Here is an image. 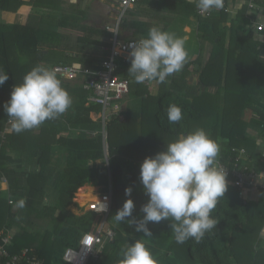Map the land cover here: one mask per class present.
I'll return each mask as SVG.
<instances>
[{"label":"trees","instance_id":"obj_1","mask_svg":"<svg viewBox=\"0 0 264 264\" xmlns=\"http://www.w3.org/2000/svg\"><path fill=\"white\" fill-rule=\"evenodd\" d=\"M180 4L186 19L190 16L196 19L193 31H196L198 39L212 43L206 63L199 68V85L193 89L190 87L188 93L178 94L171 91V88L178 86L172 77L166 91L156 96L136 87L134 93L140 92L142 97L139 121L132 112L125 113L121 121L118 114H112L105 121V140L102 134H86L87 130L94 131L97 126H101V120H92L90 113L100 112L102 108L93 104L86 106V92L82 88H71L57 73L68 94L73 93L78 98L73 104L75 120L70 124L83 131L75 136L63 135L60 115L45 121L38 128L21 133L10 129L4 138L1 136L8 118L3 106L9 100L14 85L20 84L24 75L44 59L38 46L41 43H53L54 40L41 28L33 29V16L25 24L1 20L0 70L7 72L9 79L0 86V179L5 177L3 181L7 182L9 194L3 193L0 180V232L12 233L10 251L16 252L27 247L44 264H64L62 256L65 249L77 247L82 235L98 227L104 218V214L87 211L76 215L68 209L74 203L77 189L83 185L100 186L101 191H106L109 184L112 189L119 183L116 210L129 198L125 195V189L131 187L135 208L128 219H141L144 215L141 206L147 203L148 196L140 182L138 166L145 157L165 150L166 144L179 137L180 133L188 134L201 129L209 121L219 123L217 134L210 135L212 140L217 143L218 136L228 139V147L220 153L219 159L226 161L233 155L232 148H243L248 155L246 164L252 166L249 160L256 156L257 138L246 133V128L254 127L259 132L257 137L264 139V51L260 49L264 50V43L253 38L244 8L230 19L228 26L221 27L229 19L226 5L222 9H213L208 17H201L195 11L196 4L187 0H180ZM22 5L33 6V0H0V9L9 14ZM129 9L122 16L119 28L142 30L145 33L143 36H147L144 23L129 20L125 16L133 15ZM259 33L264 35V30ZM195 62L198 61L188 60L185 63L182 79L188 74L191 63ZM127 70L123 77L129 79L130 88L131 85H138L130 79ZM208 87H215L214 92H208ZM170 105L181 108V121L174 124L168 122L167 109ZM136 122L139 123L137 132L131 134ZM151 124L155 129L153 132L146 129ZM124 133L138 135L129 141V145H136L138 151L147 149L151 152H126V145H119ZM105 142L108 148L107 161ZM7 149L17 152L18 156L13 161L19 170L5 166ZM97 159L102 163L96 164L99 162ZM29 165L31 169H27ZM227 185L224 197L220 198L211 213L219 222L199 243L189 239L178 244L168 220L147 225L152 237H146L149 242H143L157 264H264V250L257 246L259 232L264 225V192H260L257 201L243 203L238 190L228 182ZM49 186L57 194L53 227L43 233L13 232L12 224L22 208L17 206L19 201L22 200L23 207L27 209L42 212L48 209L42 201L47 197ZM118 225V230L112 226L115 232L113 238L95 257L94 254L90 256L86 264H120L123 259L120 244L126 239L125 235L128 236L126 233L144 235L143 232L135 231L134 225L130 226L128 221ZM224 236L226 243L220 246V239ZM217 248L226 250L227 261L222 260ZM55 255H60L57 258L60 263L54 262Z\"/></svg>","mask_w":264,"mask_h":264},{"label":"clouds","instance_id":"obj_2","mask_svg":"<svg viewBox=\"0 0 264 264\" xmlns=\"http://www.w3.org/2000/svg\"><path fill=\"white\" fill-rule=\"evenodd\" d=\"M201 15L213 9H222L224 0H196ZM129 76L138 84L156 81L165 83L167 78L180 72L188 59L185 40L158 27L149 29L147 36L129 44ZM9 79L0 70V86ZM72 104L56 72L43 64L28 71L20 84H15L4 111L11 130L21 133L40 127L45 121L64 114ZM183 118L176 105L167 109L170 124ZM219 146L203 129L181 135L166 144L163 151L144 158L140 165L139 179L148 196L141 206L143 217H132L135 204L131 187L125 189V200L113 216L117 223L128 221L144 237H152L147 225L170 221V228L178 244L189 239L199 243L211 233L218 220L211 213L227 190V172L219 164ZM21 200L18 207H23ZM107 205L102 204L101 211ZM120 264H157L150 249L141 239L122 249Z\"/></svg>","mask_w":264,"mask_h":264},{"label":"crops","instance_id":"obj_3","mask_svg":"<svg viewBox=\"0 0 264 264\" xmlns=\"http://www.w3.org/2000/svg\"><path fill=\"white\" fill-rule=\"evenodd\" d=\"M138 1L130 8L133 12V15L126 14L125 16H127L129 20H136L144 23L146 25V28L144 29H146L147 33L150 28L155 27L157 24L162 22L163 24L158 28L174 33L177 37L185 40V46L188 53L187 61L197 60L199 63H191L188 69L189 72L184 79H182L181 76L182 70L168 77L165 86L164 83H158L156 81H152L151 84L149 82L148 86L143 84L133 86L131 85L128 94L120 100L119 108L115 111L107 112L108 117L106 119L110 118L112 114H118L119 120L121 121L123 120L125 113L132 112L133 117L137 118V121H139L142 97L140 92L134 93L136 87H141L142 90L145 89V92H148L152 96H156L157 94H163L166 91V88L170 83V79L173 77L176 79L178 86L171 88L172 92L178 94L190 92L191 88L193 89V87H197L199 85V68L206 63L212 48V43L198 39L196 31H193L196 27V19L193 16L188 17V19L183 22V24L179 23V26H175L171 16H167L169 14L172 15V17L182 15V6L180 4V0ZM187 1L196 4V0ZM226 1V8L228 9L227 15L229 19L225 23H222L221 27L228 26L230 24V19L235 17L240 9L244 8L246 14L248 8L245 5L244 0ZM263 5L264 4L259 5L255 9L250 10L251 15L254 16L256 21L264 20V8L261 9ZM117 13V9L110 3L109 0H33V6L22 5L12 14L0 9V22L4 19L13 23L25 24L29 21V19H31L30 16H33V29L35 30L37 28H41L42 30L46 31V33H48L49 37L54 38L53 43H41L38 46L40 52L44 54V59L39 61V63L36 65L43 64L52 68L54 65L63 64L75 67L93 68L99 65L107 55L105 48L109 45V37L111 36V31L109 28L115 25ZM246 16L249 18L247 14ZM166 17L168 19L167 21H164L163 18L166 20ZM151 23H154V26L151 25ZM130 29L133 31L132 34H129V31L127 32L128 29L122 31L121 28H119V39L126 40L145 37L143 36L145 33H143L142 30L138 31L132 28ZM124 32H126V34H123ZM261 36H263L262 40L255 38L253 34V38L255 40L264 43V35ZM195 46L198 47L196 51L193 49ZM119 65L120 68L117 74L123 76L125 70L128 69L129 64L119 63ZM129 77L133 80L131 76ZM214 90L215 87L207 88V91L210 93H213ZM97 113L91 112L90 118L94 121L98 119L101 120ZM248 116L250 117L251 115ZM6 121L7 120H5V122ZM138 124V122L135 123V128L131 134L137 132ZM104 125L102 124V129L104 133L103 139L105 140L106 136L104 132ZM218 126V122L216 123L209 121L208 123H205L201 129H203L210 136L217 134ZM146 129L151 132L155 131L152 124L146 126ZM61 133L68 136L71 134L66 131V129H63ZM246 133L257 138V149L255 152L256 156L252 157L249 161L252 163V166L250 167L260 173V177L258 178V181L260 182L264 177V139L262 137H257L259 132L254 127H247ZM78 134H74L72 136ZM181 135H186V133H180L179 136ZM137 136H130L124 133L121 137V140L119 141V145L123 147L125 144L126 152H151V150L147 149L138 151L136 145H129V143H131L129 141L135 139ZM216 140L219 146L220 155V153L228 147V139L226 137L218 136ZM128 145L132 149H130ZM245 153L248 160L247 152ZM17 156V152H13L10 149L6 150L4 164L8 169L16 168L19 170L17 167H15V162L13 161V159L17 158ZM97 160L99 163L101 162L99 159ZM97 160L94 162L96 163ZM139 166L137 169L138 175L140 173ZM27 169H31V166L29 165ZM3 179H5L4 176L0 179L3 186V193H6L7 195L9 194L6 190L7 182L3 181ZM87 187L89 186L83 185L79 187L77 189L79 192H77L75 195H79L80 189L86 190ZM236 190L238 189L236 188ZM260 192L261 191H259L258 187H245L241 191L238 190L239 196L242 198L243 203L257 201L260 198ZM76 201L77 198L74 197V203L68 207V209L74 214L77 212V210H82L77 208ZM106 219H108V217H106ZM110 224H113V222L110 221ZM126 234L133 240L141 239L145 242H149L146 240L144 235L137 236L128 233ZM258 238L257 246L259 249L264 250V225L260 229ZM225 239L226 237L224 236V242L226 243ZM151 243H154V241ZM217 249L220 251L222 260L227 261L226 250L224 251L222 248ZM196 258H198V256H196Z\"/></svg>","mask_w":264,"mask_h":264},{"label":"built area","instance_id":"obj_4","mask_svg":"<svg viewBox=\"0 0 264 264\" xmlns=\"http://www.w3.org/2000/svg\"><path fill=\"white\" fill-rule=\"evenodd\" d=\"M115 6L118 13L116 16L115 25L111 26V36L109 37V45L105 48L107 52L105 58L101 63L93 68L89 67H75L63 64H57L52 69L62 78H77L81 81V88L86 92V103L98 105L102 109L97 113L104 125L105 116L109 111H115L119 108L120 100L126 96L130 90L129 79L117 74L120 65L119 63H128L129 59V44L137 41V39H119L118 29L119 22L125 11L131 8L138 0H109ZM247 8V15L249 16V26L254 28L257 32L264 30V20L256 21L251 15L250 10L257 6L264 4V0H244ZM226 1L224 0V6ZM225 11H228L225 8ZM197 15L201 17H208L212 14V10L201 15L199 9L196 7ZM251 17V18H250ZM253 18V19H252ZM149 82L143 83L148 86ZM10 127L9 118L1 136L4 138ZM233 155L226 161L219 160V164L226 169L227 182L241 191L245 187H258L259 191L264 192V177L262 181H258L260 173L249 167L246 164L247 157L243 148H232ZM77 193V192H76ZM75 193V194H76ZM85 193L83 197L80 194L75 196L77 198V208L85 209L84 212L90 211L96 214H104V218L100 225L94 230L84 233L79 240L77 247H67L63 253L62 259L64 264H86L94 251L104 242V240H111L115 234L113 228L107 226V215L109 214L112 205V189L109 184L106 191H98L94 198L86 199ZM102 204L107 205L106 211H101ZM12 233L10 231L0 232V264H44L34 252L29 248L24 247L19 251H10L12 245Z\"/></svg>","mask_w":264,"mask_h":264},{"label":"rangeland","instance_id":"obj_5","mask_svg":"<svg viewBox=\"0 0 264 264\" xmlns=\"http://www.w3.org/2000/svg\"><path fill=\"white\" fill-rule=\"evenodd\" d=\"M264 8V5L261 7V9ZM167 16H171L172 18V21H173V24L175 26H179V23L180 24H183V22H185L187 19L183 16V15H179V16H176V17H172V15H167ZM167 17H166V20L163 18L164 21H167ZM154 23H151V25H153ZM157 24V23H156ZM163 23L160 22V24H157L155 27H160ZM154 26V25H153ZM249 29L251 30L252 34H254L255 38H259V39H263V34L257 32L254 28L250 27L249 26ZM124 31V30H122ZM129 31V34H132V30L130 28H128L127 32ZM123 34H126V32H124ZM126 36V35H125ZM198 47H194L193 49L196 51ZM261 51H263V48H260ZM64 82L66 84H68L71 88H75V89H78L80 90L81 88V81L80 79H77V78H69V79H66V78H63ZM151 84V82H150ZM70 97H71V100H72V104L71 106L69 107V109L61 115V119H60V122H61V126L66 129V131H68L69 133L71 134H78V130H79V133L83 130L81 129H78L76 130L77 128L73 127L70 123L73 122L75 120V117L73 116L74 115V109H73V104L77 102V97L76 95H74L73 93L70 94ZM80 116V113L77 114V117ZM108 117V113L107 115L105 116V119ZM8 120V118H7ZM97 122V121H96ZM7 123V121L5 122V124ZM11 129V126L9 127V130ZM9 132V131H8ZM86 134L88 136H96L98 134H102L103 137H104V133H103V129H102V124L101 126H97L94 131H86ZM105 146V155L106 157H108V148H107V143L105 142L104 144ZM59 153L56 154V156H58ZM102 163V161L100 162ZM99 162L96 163V164H100ZM89 165L92 164L91 161L88 162ZM141 165V164H140ZM140 167V166H139ZM89 187L86 188V190L80 192L81 194L84 192L86 193L84 196L86 199H90V198H94L96 193L98 191H100V186H91V185H88ZM112 190H113V202H112V208L111 210L109 211V214H108V219H107V226H110L112 228L115 227L116 230H118V223L113 219V216L114 214L116 213V207H115V204H116V200H117V196L119 195V183L112 186ZM77 192H79L77 190ZM80 194V197L82 198L83 196H81ZM76 196V195H75ZM56 199H57V194L54 192L52 186H49L48 187V192H47V197L43 199L42 201V204L43 205H46L48 206V209H45L43 210L42 212H37L35 210H31V209H27L25 207H22L20 208L19 210V214L17 215V218L16 220L14 221V223L12 224L13 226V232H18V231H23V232H27V233H31V234H35V233H43L45 230H50L53 225H54V218H55V215H56V211H55V206H56ZM85 209H82V210H77V212L75 214L77 215H81L84 212ZM76 211V210H74ZM110 221L113 222V224H110ZM114 228V229H115ZM126 239L124 240L123 243L120 244V247L123 249L125 248L129 243H134L135 241L133 239H131L130 237L126 236ZM115 238H116V235H115ZM109 241L108 240H104V242L94 251V255L93 257H95L97 255V253L108 243ZM224 243V237L220 239V246ZM58 257H60V255H55V258H54V262L55 263H60L59 260L60 259H57ZM57 259V260H56ZM62 264V263H61Z\"/></svg>","mask_w":264,"mask_h":264},{"label":"bare ground","instance_id":"obj_6","mask_svg":"<svg viewBox=\"0 0 264 264\" xmlns=\"http://www.w3.org/2000/svg\"><path fill=\"white\" fill-rule=\"evenodd\" d=\"M84 189V188H83ZM82 191H84V190H82V189H80V192H82ZM81 194V193H80ZM81 196H83V193L81 194Z\"/></svg>","mask_w":264,"mask_h":264},{"label":"water","instance_id":"obj_7","mask_svg":"<svg viewBox=\"0 0 264 264\" xmlns=\"http://www.w3.org/2000/svg\"><path fill=\"white\" fill-rule=\"evenodd\" d=\"M105 160L107 161V157L105 158Z\"/></svg>","mask_w":264,"mask_h":264}]
</instances>
